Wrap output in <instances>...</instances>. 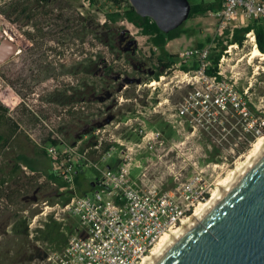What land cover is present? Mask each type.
<instances>
[{"label": "rangeland", "instance_id": "obj_1", "mask_svg": "<svg viewBox=\"0 0 264 264\" xmlns=\"http://www.w3.org/2000/svg\"><path fill=\"white\" fill-rule=\"evenodd\" d=\"M10 1L14 0L0 2L1 29L21 51L27 44L33 46L23 52L26 57L15 56L12 71L0 68V135L5 138L0 145V264H29L38 256L39 245L57 250L71 236L82 234L80 220L68 212L56 209L40 215L43 203L63 207L70 199L68 190L60 191L57 182L48 180L52 163L38 144L45 145L53 134L44 123L68 144L81 142L82 151L93 129L103 126L107 119L114 125L120 123L118 132L114 125L109 128L135 146L139 168L133 175L145 172L147 188L156 185L170 191L179 185L188 186L193 205L188 216L200 203L210 200L221 182L234 177L264 135V60L262 55L251 57L257 46L249 38L242 46L228 45L218 65L222 80L240 93L248 90V117L230 105L225 111L218 110L214 103L217 87L210 85V77L197 71L185 77L180 68L196 59L182 62L181 53L201 49V45L210 47L217 37L226 41V28L245 27L251 20L240 18L225 27L210 13L187 20L183 35L164 51L177 59V65L163 70L155 79L147 72L138 73L134 66L160 71L157 57L161 50L128 21L111 24L105 13L112 7L104 0H96L94 5L90 0H51L49 5L39 0H15L29 5L22 15L7 6ZM3 13L10 14V20ZM123 37L130 41L122 43ZM106 41H112L113 47L106 46ZM125 48L134 50L135 55ZM39 52L43 69L36 78L43 84L36 95L21 97L15 87L2 82V77L27 79L31 74L25 65L29 61L30 69L36 70L33 65ZM206 62L205 69L212 66L211 60ZM86 66L90 75L85 72ZM54 68L56 75L48 80ZM129 79H139L140 83L126 84ZM153 82L156 89L149 87ZM196 92L209 95V99L195 100ZM20 93L26 94L24 90ZM108 93L111 99L98 100ZM189 102H194L196 110L182 115ZM21 155L31 161L34 169L18 161ZM99 167L105 168L106 162H100ZM97 174L93 165L84 167L78 192L87 191L88 182Z\"/></svg>", "mask_w": 264, "mask_h": 264}, {"label": "built area", "instance_id": "obj_2", "mask_svg": "<svg viewBox=\"0 0 264 264\" xmlns=\"http://www.w3.org/2000/svg\"><path fill=\"white\" fill-rule=\"evenodd\" d=\"M217 1L221 3V9L210 14L218 19L221 27L229 26L240 18L264 20V0ZM247 38L256 45L254 32L247 34ZM215 47L213 43L210 47L186 51L180 56L185 62L195 57L201 63L197 72L206 75V61L210 60ZM189 74L190 71L184 73L185 77ZM210 82L211 86L217 87L214 103L218 110L225 111L230 105L248 117L251 113L248 90L240 93L233 85L215 76L210 77ZM152 88L156 89L155 86ZM195 95V100L202 98L206 102L209 99V95H200L199 92ZM194 110V102H189L181 112L187 115ZM44 124L53 135L45 145L38 146L51 160V174L65 183L60 191L68 190L70 199L63 207L43 203L45 207L40 215L46 216L48 211L56 209L68 212L80 220L82 234L71 236L66 245L57 250L39 245L38 256L29 264H140L162 235L180 225L191 212L193 205L188 186L179 185L173 190L162 191L156 185L145 187L148 177L145 172L133 175L135 168H139L135 163V146L118 138L109 128L114 121L93 129L84 151L80 148L81 142L68 144L55 129ZM120 126L118 123L113 128L118 132ZM100 162H106V167L100 168ZM90 165L97 169L98 174L91 181L92 190L81 195L75 177L78 171ZM37 219L38 215L33 225Z\"/></svg>", "mask_w": 264, "mask_h": 264}, {"label": "water", "instance_id": "obj_3", "mask_svg": "<svg viewBox=\"0 0 264 264\" xmlns=\"http://www.w3.org/2000/svg\"><path fill=\"white\" fill-rule=\"evenodd\" d=\"M127 1L164 33L181 27L191 13L189 0ZM14 48L3 41L0 63ZM125 83L139 84L140 80ZM111 96L108 93L98 100ZM110 122L107 119L106 123ZM155 264H264V153Z\"/></svg>", "mask_w": 264, "mask_h": 264}, {"label": "trees", "instance_id": "obj_4", "mask_svg": "<svg viewBox=\"0 0 264 264\" xmlns=\"http://www.w3.org/2000/svg\"><path fill=\"white\" fill-rule=\"evenodd\" d=\"M6 1V0H0V2ZM45 5H49L51 0H39ZM107 2L111 7V11H107L105 13L106 19L111 24H116L121 20H126L129 23L133 24L136 28L139 29V33L142 36H146L149 39V42L152 44V46L156 49H160L162 54L157 57L158 64H161L163 66L164 70L170 69L172 66L177 65V59H175L172 55H166L165 48L167 44L175 39L180 38L183 35L182 27H179L178 29H175L169 33L162 32L157 24L149 17H141L138 15L135 11V9L132 7V5L127 0H104ZM191 4V13L188 20L195 19L197 17L205 16L208 13H215L221 9V3L217 0L208 1V0H189ZM90 2L94 5L96 3V0H90ZM8 7L13 8L14 12L16 14H25L27 10L29 9V5H25L24 3H19L18 1H10V3L7 4ZM4 14V13H3ZM7 19L10 20L11 15L10 14H4ZM28 18H31L29 16ZM84 20V18H81ZM99 26H96L95 30H97ZM250 32L255 33L256 37V45L259 51L264 54V20L263 19H253L251 22L245 26V27H236V28H226L224 30V35L227 38L226 41H221L220 37L216 38V41H213L214 44H216V47L212 50L210 60L211 65L210 67H207L205 69V74L209 77L215 76L218 80H221L220 75L218 74V65L220 62V59L224 52L227 50L228 45H238L242 46L244 42L247 40V34ZM101 40V39H100ZM224 42H226V45H223ZM106 46L113 47L112 41H106ZM200 48H203V45H201ZM221 49L219 53H215L217 50ZM155 53V52H154ZM185 62V61H182ZM181 70L185 72L189 71H199L201 69V63L195 59L190 66L186 64L180 65ZM162 71H158L155 76L150 78L158 79L159 76L162 74ZM89 134V133H87ZM5 140L3 135H0V145ZM43 153L46 155V151L43 150ZM18 161L22 164H26L27 167H30L31 169H34V167L31 164V161L27 159L25 156L21 155L18 157ZM80 172L76 174L75 181L77 188L80 187ZM48 180L52 182H57L59 187L65 186V183L57 179L53 174H48ZM84 193H79L81 195H86L92 190V183L88 182V188L86 189ZM191 214V212L189 213Z\"/></svg>", "mask_w": 264, "mask_h": 264}, {"label": "bare ground", "instance_id": "obj_5", "mask_svg": "<svg viewBox=\"0 0 264 264\" xmlns=\"http://www.w3.org/2000/svg\"><path fill=\"white\" fill-rule=\"evenodd\" d=\"M262 54L257 47L252 51L251 57L256 58ZM163 79V78H161ZM155 82L150 83L149 87H154ZM264 153V135L261 136L254 145V149L248 155L247 161L240 166L234 173V177L219 184L221 187L216 191L210 200L200 203L195 212L186 217L182 223L170 232L162 235L150 254L145 256L140 264H155L167 251L185 235L201 218L216 204V202L235 184V182L256 162V160Z\"/></svg>", "mask_w": 264, "mask_h": 264}, {"label": "flooded vegetation", "instance_id": "obj_6", "mask_svg": "<svg viewBox=\"0 0 264 264\" xmlns=\"http://www.w3.org/2000/svg\"><path fill=\"white\" fill-rule=\"evenodd\" d=\"M0 46L2 45L3 41L4 40H7L9 42H11L15 48H14V51L9 54V56L6 57V59L3 61V63H0V68L2 66H5L4 68L7 69V71H12V61L13 59L15 58V56L19 55V54H23V52H28V50L30 49L31 46H33L32 44L31 45H28L27 44V48L23 51L20 50L19 46L17 45V43L13 42L11 38H9V36L7 35V33H5V31L3 29H1L0 27ZM24 37V36H22ZM26 41H28V38H24ZM130 39L126 38V37H123L122 38V43H127L129 42ZM132 46V44L130 45V43H128V47ZM135 46V45H134ZM127 47V48H128ZM126 49L127 52L131 53L132 55H135V51L134 50H129V49ZM132 49V48H131ZM23 56L26 57V53L23 54ZM42 56V53H38L37 54V61H36V64L33 65V66H36L37 69L36 70H32L30 69V66H29V61L27 62V65H25L26 67V70L27 72H29L31 75L27 78V79H14V78H9V77H2V82L5 83L6 85H9V86H12V87H15L14 90L17 92V94H19L21 97H28V96H31V95H36V91L39 89V86L41 84H43V81L41 79H37V72L40 70L43 69V64L40 60H38V58H40ZM134 69L138 72V73H142L145 75V73L147 72L148 73V76L150 77H153L155 76V74L159 71V70H146L144 68V65H138V66H134ZM164 70L163 66H161V69L160 71ZM85 72L90 75V69L88 66L85 67ZM5 73V71L3 72V74ZM34 73V74H33ZM56 75V69L54 68V71L51 70V73L48 75L47 79L48 80H53L54 76ZM51 76V77H50ZM51 78V79H50ZM17 83H18V88H17ZM86 84H84L85 86ZM19 87H22L19 89ZM22 90H24L26 92V94L24 93H20L22 92ZM71 92V91H70ZM85 93V92H84ZM90 93V92H88ZM54 94V93H53ZM73 97L75 96V93H73L72 95ZM72 96H67L68 98V101H71L72 99ZM54 97V96H52ZM111 99V98H109ZM108 101V100H106Z\"/></svg>", "mask_w": 264, "mask_h": 264}, {"label": "crops", "instance_id": "obj_7", "mask_svg": "<svg viewBox=\"0 0 264 264\" xmlns=\"http://www.w3.org/2000/svg\"><path fill=\"white\" fill-rule=\"evenodd\" d=\"M175 40H176V39H175ZM172 41H173V40H172ZM172 41H170V42H172ZM170 42H169V43H170ZM169 43H168V44H169ZM168 44H167V46H168Z\"/></svg>", "mask_w": 264, "mask_h": 264}]
</instances>
